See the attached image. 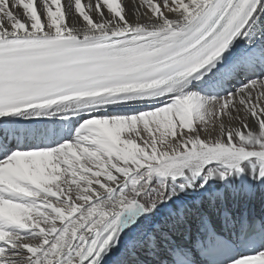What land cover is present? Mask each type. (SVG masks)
<instances>
[{
  "label": "snow or ice",
  "instance_id": "obj_1",
  "mask_svg": "<svg viewBox=\"0 0 264 264\" xmlns=\"http://www.w3.org/2000/svg\"><path fill=\"white\" fill-rule=\"evenodd\" d=\"M0 264H264V0H0Z\"/></svg>",
  "mask_w": 264,
  "mask_h": 264
}]
</instances>
